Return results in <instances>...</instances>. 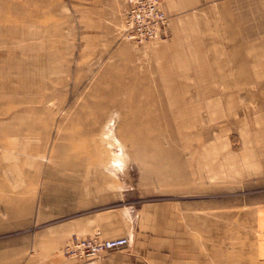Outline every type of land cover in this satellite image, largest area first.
<instances>
[{
    "label": "rangeland",
    "instance_id": "rangeland-1",
    "mask_svg": "<svg viewBox=\"0 0 264 264\" xmlns=\"http://www.w3.org/2000/svg\"><path fill=\"white\" fill-rule=\"evenodd\" d=\"M160 1L135 44L123 0H0V264H264V0Z\"/></svg>",
    "mask_w": 264,
    "mask_h": 264
},
{
    "label": "built area",
    "instance_id": "built-area-1",
    "mask_svg": "<svg viewBox=\"0 0 264 264\" xmlns=\"http://www.w3.org/2000/svg\"><path fill=\"white\" fill-rule=\"evenodd\" d=\"M120 38L135 44L163 39L168 34V15L160 0H124L117 27ZM126 234L115 237L71 235L62 245L61 253L73 260H91L107 250L125 246Z\"/></svg>",
    "mask_w": 264,
    "mask_h": 264
},
{
    "label": "crops",
    "instance_id": "crops-1",
    "mask_svg": "<svg viewBox=\"0 0 264 264\" xmlns=\"http://www.w3.org/2000/svg\"><path fill=\"white\" fill-rule=\"evenodd\" d=\"M123 3H124V0H123ZM122 3V4H123ZM123 7V6H122ZM174 39V38H173ZM172 43H174V41L172 40ZM134 127H136V124H133ZM144 145H147L146 141L143 142ZM109 165L110 167H112V169H116V168H119L120 166H116V165H111L110 164V161H109ZM126 211H129L128 209L124 208V212ZM96 218L97 219H101L102 218V215L98 214L96 215ZM88 227V226H87ZM126 234V233H124ZM119 235H123V234H117L115 236H119ZM127 235H129V240L131 239V232L127 233ZM115 236H112V237H115ZM127 245L125 246H122V248L126 247ZM121 248V247H119ZM97 258L95 259H91V260H82V261H76V260H73L72 263L70 264H90L92 262H94ZM158 259H161L160 257L158 258H144V259H141V258H137V257H134V258H126V257H115V258H112L111 260L110 259H107V258H101L99 260L98 263H95V264H160L162 263L163 261L159 262ZM71 261V260H70ZM168 261H171V260H168ZM175 264H187V262L185 261V257H181V258H175ZM77 262V263H76Z\"/></svg>",
    "mask_w": 264,
    "mask_h": 264
},
{
    "label": "bare ground",
    "instance_id": "bare-ground-1",
    "mask_svg": "<svg viewBox=\"0 0 264 264\" xmlns=\"http://www.w3.org/2000/svg\"><path fill=\"white\" fill-rule=\"evenodd\" d=\"M118 151V152H117ZM121 149L118 147V149H115L111 156V163L116 166H120L122 164L121 162ZM264 163V161H263ZM129 236V235H127Z\"/></svg>",
    "mask_w": 264,
    "mask_h": 264
}]
</instances>
